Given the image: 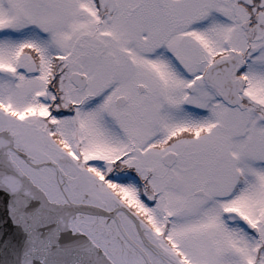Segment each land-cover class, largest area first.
<instances>
[{
  "label": "snow or ice",
  "instance_id": "obj_1",
  "mask_svg": "<svg viewBox=\"0 0 264 264\" xmlns=\"http://www.w3.org/2000/svg\"><path fill=\"white\" fill-rule=\"evenodd\" d=\"M0 264H264V0H0Z\"/></svg>",
  "mask_w": 264,
  "mask_h": 264
}]
</instances>
